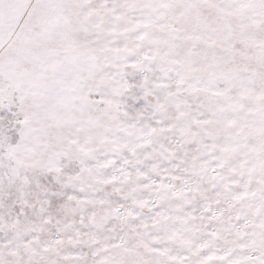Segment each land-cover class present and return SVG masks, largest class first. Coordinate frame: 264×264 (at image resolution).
<instances>
[{"label": "snow or ice", "instance_id": "1", "mask_svg": "<svg viewBox=\"0 0 264 264\" xmlns=\"http://www.w3.org/2000/svg\"><path fill=\"white\" fill-rule=\"evenodd\" d=\"M0 264H264V0H0Z\"/></svg>", "mask_w": 264, "mask_h": 264}]
</instances>
